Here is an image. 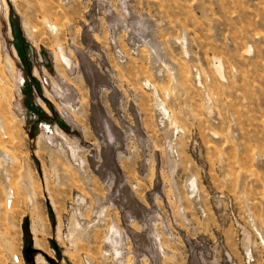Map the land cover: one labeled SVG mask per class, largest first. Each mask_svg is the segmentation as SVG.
<instances>
[{"label": "rangeland", "instance_id": "rangeland-1", "mask_svg": "<svg viewBox=\"0 0 264 264\" xmlns=\"http://www.w3.org/2000/svg\"><path fill=\"white\" fill-rule=\"evenodd\" d=\"M6 1L0 264H264V0Z\"/></svg>", "mask_w": 264, "mask_h": 264}, {"label": "bare ground", "instance_id": "bare-ground-1", "mask_svg": "<svg viewBox=\"0 0 264 264\" xmlns=\"http://www.w3.org/2000/svg\"><path fill=\"white\" fill-rule=\"evenodd\" d=\"M4 1V3H6V5H7V1L6 0H3ZM67 61V60H66ZM217 68H218V70H220V64L217 66ZM7 201H9V200H7ZM37 232V231H36ZM36 232H34L35 233V237H34V239H35V241H36V246L38 247V248H41L40 247V244H41V242H40V237L37 235V233ZM19 263H23V261L22 260H20L19 261Z\"/></svg>", "mask_w": 264, "mask_h": 264}, {"label": "water", "instance_id": "water-1", "mask_svg": "<svg viewBox=\"0 0 264 264\" xmlns=\"http://www.w3.org/2000/svg\"><path fill=\"white\" fill-rule=\"evenodd\" d=\"M24 231H25V235H26L27 239H29V240L32 239L33 233H32L31 226L29 225L28 222L26 223Z\"/></svg>", "mask_w": 264, "mask_h": 264}, {"label": "built area", "instance_id": "built-area-1", "mask_svg": "<svg viewBox=\"0 0 264 264\" xmlns=\"http://www.w3.org/2000/svg\"><path fill=\"white\" fill-rule=\"evenodd\" d=\"M11 193H12V192H11ZM10 196H12V195H10ZM9 201H10V203L12 202L11 200H9ZM22 259H23V258H22V257L20 258V256H16V257H15V261H16V262H19V261L22 260Z\"/></svg>", "mask_w": 264, "mask_h": 264}]
</instances>
